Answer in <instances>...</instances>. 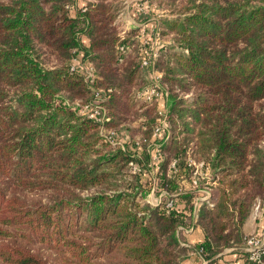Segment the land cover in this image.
Segmentation results:
<instances>
[{
  "label": "trees",
  "instance_id": "obj_1",
  "mask_svg": "<svg viewBox=\"0 0 264 264\" xmlns=\"http://www.w3.org/2000/svg\"><path fill=\"white\" fill-rule=\"evenodd\" d=\"M75 1L0 0V264H182L186 209L205 234L195 249L222 264L264 200V0L163 4L156 68L169 92L168 129L157 182L166 199L180 193L169 209L140 201L148 190L129 170L133 161L149 168L158 104L138 98L149 80L136 29L121 32L125 0H88L73 15ZM75 57L94 64V83L71 69ZM97 89H111L105 126L125 130L124 145L76 104ZM189 156L212 171L214 185L200 181L212 204L196 208L199 187L181 192ZM240 254L264 264V253L260 262Z\"/></svg>",
  "mask_w": 264,
  "mask_h": 264
},
{
  "label": "built area",
  "instance_id": "obj_2",
  "mask_svg": "<svg viewBox=\"0 0 264 264\" xmlns=\"http://www.w3.org/2000/svg\"><path fill=\"white\" fill-rule=\"evenodd\" d=\"M139 1L140 10L145 12V4ZM151 37V38H150ZM136 40L139 44L140 50V64L144 69L148 79L149 84L138 93V98L146 101H155L158 104V118L157 123L154 128V134L149 142V170L160 171L161 165L165 159L164 152L162 149V136L166 129H168V98L169 92L163 86L161 82L162 73L156 68V62L158 61L159 52L158 50L161 47H164L165 41L161 37L159 24L153 29L151 35L148 34L145 25L138 26V31L136 35ZM151 41V42H150ZM122 50H127L128 46H122ZM72 70H81L85 76V79L89 83H94L97 78L96 68L91 61H82L78 58H74L71 65ZM111 89L102 90L97 89L95 91L94 98L85 104L76 102L77 106L80 107L81 113L86 114L87 116L96 120L100 125L101 134L106 138L107 141L113 145H124L126 137L123 133L117 131L116 129H107L105 124L111 120V117L108 115L107 109L103 104L110 96ZM128 138V137H127ZM136 147L141 148V142L136 141ZM187 165L193 170L194 176L192 178V184L195 187H200L203 171L209 166L205 165L203 161L195 160L193 157L189 156ZM172 169L178 168V161L173 160L171 163ZM134 172H141L142 167L140 165L134 166ZM210 180V179H209ZM155 187L150 190L149 196L153 194ZM174 196V195H172ZM201 199L206 200L209 204H212V190H204V194ZM162 200L156 201L155 205L162 204ZM259 203L256 204V209H259ZM166 208H171L174 206V198L167 200V203L164 205ZM197 208V206H196ZM183 226H179L181 230ZM244 250L248 253V258L252 261L260 262L264 253V233L262 234H248L245 236ZM233 264H243L242 262H237Z\"/></svg>",
  "mask_w": 264,
  "mask_h": 264
},
{
  "label": "crops",
  "instance_id": "obj_3",
  "mask_svg": "<svg viewBox=\"0 0 264 264\" xmlns=\"http://www.w3.org/2000/svg\"><path fill=\"white\" fill-rule=\"evenodd\" d=\"M75 2H76L75 5H72L70 9L73 15H76L77 10L85 6L88 0H76ZM141 2H143L146 6L145 12L140 10V7H139L140 3L138 0H125L124 1V8L118 17V22L120 24L122 34H125L126 31H129L131 29H136L135 33L137 35L138 26L145 25L148 34L151 35V33L153 32V29H155L156 26L159 24L160 22L159 16L162 14L161 13L158 14L157 11L154 8H152L153 6H155V4L151 3L150 0H141ZM82 40L85 45L87 46L89 45L90 40L86 34L82 35ZM138 54H139V60H140V50L139 49H138ZM142 71H143L144 77L147 80H149L143 68H142ZM120 132L128 137V138L126 137V140L130 139V136L127 133L126 134L124 133L126 132L125 130H121ZM138 153L140 154L141 152L138 151ZM187 167L189 166L187 165ZM172 170L177 172L178 168L172 169ZM193 176H194V173L192 177L189 178L186 168L181 170L180 176H179L181 192L188 191V190L195 188V186L192 184ZM202 177L207 180L206 181L207 184L209 185L215 184V181H213L212 179V171L210 168L209 169L206 168L203 171ZM208 188L211 189V187L209 186H203L201 190L198 188L199 194L203 195L204 190ZM162 192H163V195L168 194L167 191L165 190H162ZM179 194H180L179 192H173L171 195H174V197H176ZM181 201H182L181 205H183L182 207H184L186 205V202L184 199H181ZM258 203L260 204L259 209H256L255 206ZM185 212L187 213L186 220L188 221V219H190L189 226L191 225L192 228L191 229L186 228L187 221H185V223L182 225L183 228L179 231L181 244L186 246L189 249L188 253L183 258L182 264H207L206 261L203 260L200 252L195 249V246L199 242L204 240L205 238L204 231L202 227L197 223L196 216L194 215L192 217L188 209H186ZM243 232L245 236L248 234H252V233H256V234L264 233V200L263 199L258 198L254 202L250 216L247 219V221L244 223ZM242 248H244V245L242 246L237 245L234 247L227 248L224 252V255L222 256V264H228V263L233 264L237 262H242L241 254H240V251L242 250Z\"/></svg>",
  "mask_w": 264,
  "mask_h": 264
},
{
  "label": "rangeland",
  "instance_id": "obj_4",
  "mask_svg": "<svg viewBox=\"0 0 264 264\" xmlns=\"http://www.w3.org/2000/svg\"><path fill=\"white\" fill-rule=\"evenodd\" d=\"M161 1V2H160ZM165 1L166 0H158V2H154V4H155V6H153L152 8H154L156 11H157V13L159 14V13H161L162 15H160L159 16V21H160V18L163 16V11H164V6H163V4L165 3ZM151 2V1H150ZM151 3H153V2H151ZM165 5V4H164ZM163 39V38H162ZM166 40H167V37L165 38ZM164 40V39H163ZM166 40H164L165 41V44H166ZM165 46V45H164ZM163 48L164 47H161L159 50H158V52H159V57H160V55H161V51L163 50ZM159 57H158V59H159ZM144 101H146V100H144ZM120 132V131H119ZM140 148H135V150H139ZM135 165H140L141 167H142V171L141 172H134L135 170H134V166ZM144 167L141 165V164H139V163H137V162H135V161H133V162H131L130 164H129V170H130V172L131 173H133V174H135V175H138V177H139V179H140V183H143V184H145V187H146V189L145 190H148V192H147V194H145L144 196H140L139 197V200L140 201H142V202H149V203H151V204H153V205H155L156 204V201H160V200H162V204H166L167 203V200H169V199H171V198H174V196H171L169 199L167 198H165L164 196L165 195H163V192L162 191H160L159 190V186H158V182H157V176H158V174H159V171H151V170H149L150 168H146V169H143ZM153 187H155V190H154V193L153 194H155V195H151V196H149L148 194L150 193V190H152L153 189ZM199 192V191H198ZM33 196H37V195H35V194H33ZM42 195L41 194H39V197H41ZM203 195H201V194H197L196 195V197H195V205L197 206V208L199 207V204H200V201H202L201 200V197H202ZM39 197H37V198H39ZM46 196H44V198H45ZM185 221H187L186 220V217H185ZM189 224H190V219H188V221H187V227L186 228H188V229H191L192 228V226L190 225L189 226Z\"/></svg>",
  "mask_w": 264,
  "mask_h": 264
}]
</instances>
